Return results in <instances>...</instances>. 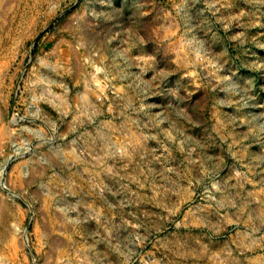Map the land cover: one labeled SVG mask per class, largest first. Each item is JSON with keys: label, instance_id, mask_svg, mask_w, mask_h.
I'll return each instance as SVG.
<instances>
[{"label": "rangeland", "instance_id": "1", "mask_svg": "<svg viewBox=\"0 0 264 264\" xmlns=\"http://www.w3.org/2000/svg\"><path fill=\"white\" fill-rule=\"evenodd\" d=\"M0 264H264V0H0Z\"/></svg>", "mask_w": 264, "mask_h": 264}]
</instances>
